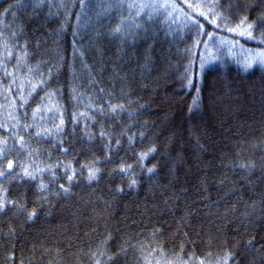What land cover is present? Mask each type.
Instances as JSON below:
<instances>
[{"label":"trees","instance_id":"trees-1","mask_svg":"<svg viewBox=\"0 0 264 264\" xmlns=\"http://www.w3.org/2000/svg\"><path fill=\"white\" fill-rule=\"evenodd\" d=\"M142 1L0 0V264H264V0Z\"/></svg>","mask_w":264,"mask_h":264},{"label":"snow or ice","instance_id":"snow-or-ice-1","mask_svg":"<svg viewBox=\"0 0 264 264\" xmlns=\"http://www.w3.org/2000/svg\"><path fill=\"white\" fill-rule=\"evenodd\" d=\"M203 14V13H202ZM258 22L259 23H264V13L261 14V16L258 18ZM213 23H215V21H213ZM244 24H247V27L246 28H243L241 31H240V35L241 36H247L248 38L250 39H255V37L253 36V28L255 27V24L252 23H247V18L245 17L244 19L241 20V25H244ZM237 29L235 28H230L229 31H236ZM115 32H120L121 29L119 28V26L114 29ZM215 59V58H213ZM208 63H211V61H209ZM260 64L261 66H264V53H259L257 54V56H252V57H249V58H246L245 61L243 62L242 64V69L243 71H249L250 69H252L254 67L255 64ZM205 68V63L202 62L201 63V70L203 71ZM192 81L189 80V84L191 85ZM34 90H35V86H34ZM113 110H115V108H113ZM63 123V122H61ZM58 130H59V126H58ZM103 135V133H102ZM23 139V138H21ZM131 139V138H130ZM117 143H119V141H117ZM5 146H6V141L0 143V156H4L5 155ZM149 151H154V149H150ZM148 155V153H142L141 154V159H143L144 157H146ZM14 168V165H13V162L9 161L8 162V165H7V170L5 171H0V176H3L5 178H7L8 176L11 175V171H8V170H12ZM154 169L152 168H149L148 171L149 172H152ZM123 171V169H122ZM24 176L25 177H29L31 179H35V176L30 172L28 171L27 168L24 169ZM97 175V171L96 170H93V169H89V180H92L95 176ZM68 179L69 180H72L73 179V176H68ZM136 183L135 180L132 181V184L134 185ZM41 189H43L45 187L44 184H41L40 185ZM61 187L63 188V185H61ZM65 191H67V189H65ZM8 204H14L13 201H5L3 199H0V212L4 211L7 207ZM21 210H23L24 206L23 205H20L19 206ZM35 210H33L31 213H29V219H31L33 216H35ZM101 255H104V253H101ZM233 254L232 253H229L224 259H225V262L228 260L229 257H231ZM109 260H112L114 259V257H108ZM97 264H100L99 260L97 261ZM200 264H204V261L201 260L200 261ZM217 264H219V261L217 262Z\"/></svg>","mask_w":264,"mask_h":264},{"label":"rangeland","instance_id":"rangeland-1","mask_svg":"<svg viewBox=\"0 0 264 264\" xmlns=\"http://www.w3.org/2000/svg\"><path fill=\"white\" fill-rule=\"evenodd\" d=\"M153 1V0H152ZM149 1L148 0H143L142 2H140V4H146L148 3ZM230 45V43H228ZM242 49L241 52H238V54L243 58V61H245L246 58H249L250 56H257V54L259 53H262V52H249L247 51L246 48H243V47H238V44L237 45H233L231 46L230 48H228V50H234V49Z\"/></svg>","mask_w":264,"mask_h":264}]
</instances>
